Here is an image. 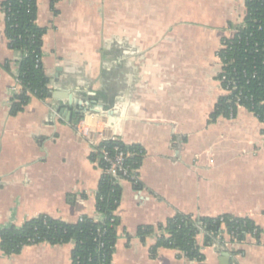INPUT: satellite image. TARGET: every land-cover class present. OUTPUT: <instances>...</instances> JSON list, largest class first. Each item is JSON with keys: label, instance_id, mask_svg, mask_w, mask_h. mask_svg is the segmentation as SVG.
I'll return each instance as SVG.
<instances>
[{"label": "crops", "instance_id": "crops-1", "mask_svg": "<svg viewBox=\"0 0 264 264\" xmlns=\"http://www.w3.org/2000/svg\"><path fill=\"white\" fill-rule=\"evenodd\" d=\"M244 1L37 0L47 87L73 100L31 98L14 117L11 89L20 54L8 48L0 14V228L41 215L68 224L82 216L102 219L95 207L102 171L76 133L85 119L144 151L139 188L119 183L111 264H230L228 252L203 247L202 235L196 238L200 262L169 249L152 257L158 234L141 241L137 230L176 213L231 215L264 227L262 126L244 110L207 124L222 97L220 40L243 18ZM79 108L86 111L82 118ZM72 249L44 243L18 255L0 251V264H70ZM237 250V264H264V235L259 244L247 238Z\"/></svg>", "mask_w": 264, "mask_h": 264}, {"label": "trees", "instance_id": "trees-1", "mask_svg": "<svg viewBox=\"0 0 264 264\" xmlns=\"http://www.w3.org/2000/svg\"><path fill=\"white\" fill-rule=\"evenodd\" d=\"M36 1L37 0H5L0 3V14L4 18V36L10 50L20 54L18 73L16 80L19 82L20 91L10 101L9 115L16 116L29 103L31 98L45 100L50 91L47 87L48 80L41 63L42 38L45 30L36 26ZM58 1V0H56ZM55 1V2H56ZM54 4V2H52ZM245 23L247 32L254 33V41L264 43V0H245ZM261 31L257 32V27ZM246 33V32H245ZM264 45V44H262ZM241 56V57H240ZM220 58L232 57L236 60L235 66L244 68L249 74L256 73L255 79L248 76V83L242 84L244 95L253 98L251 103H245L247 108H252L254 116L264 124V105L260 102L264 98V64L261 53L250 52L221 53ZM240 57V59H239ZM244 59V60H243ZM8 70V66L4 65ZM232 103H227V98H220L213 112L208 116L207 124H213L222 117L232 120L236 114L230 116ZM264 135V130H261ZM115 146L123 151H129L132 156L127 159L125 165L130 169H139L144 151L139 146H125L122 143H101L95 150L97 153L90 155V160L96 162L98 152L104 148L110 154ZM101 169L96 197V211L101 215L100 221H94L82 216L74 224H68L60 220L41 215L24 222L20 227L0 228V251L6 256L18 255L23 248L39 244L50 246L72 244L70 264H111L116 242V228L119 220L115 215L120 202L121 190L119 184L106 173V164L97 162ZM139 184L135 187L139 188ZM157 233L156 244L150 249V255L155 257L157 250L169 249L180 253V256L190 261H202L201 248L197 245L196 238L203 237V247H211L213 244L223 245L225 238L228 243L242 245L247 238H252L256 244L264 235V227L260 228L248 218H239L231 215L218 217H193L182 213H176L164 224L157 227H139L138 238L143 241L147 236ZM230 264H237L235 256L241 255V251H228Z\"/></svg>", "mask_w": 264, "mask_h": 264}, {"label": "built area", "instance_id": "built-area-1", "mask_svg": "<svg viewBox=\"0 0 264 264\" xmlns=\"http://www.w3.org/2000/svg\"><path fill=\"white\" fill-rule=\"evenodd\" d=\"M56 3V0H51ZM56 1V2H55ZM246 9L244 6L243 18L233 27H228L220 40L219 49L217 51V58L219 60V72L217 74V82L220 85L222 91L221 98H227V103H232L234 109H230V116L232 114H237L238 111L244 110L248 114L252 115L257 121L258 119L254 116L252 108H247L245 103H251L253 98L244 95L242 84L248 83V76L251 79H255L256 73L251 72L247 73L244 68H237L235 66V60L233 57L228 59L227 57L220 58L219 54L221 53H237L243 54L250 52L252 54L261 53V61L264 64V43H257L254 41V33L249 31L247 32V25L245 23ZM262 27H257V32L261 31ZM246 32V33H245ZM241 57V56H240ZM239 57V59H240ZM244 60V59H243ZM20 91L19 82L16 80V85L11 89L12 96L18 94ZM261 105H264L263 101L260 102ZM102 113V112H101ZM85 120V119H84ZM84 120L77 124L76 133L85 140L92 149V154L97 153L95 148L101 143H119L116 135L106 136L105 132L97 131L88 127L84 124ZM259 122V121H258ZM260 123V122H259ZM264 130V124L260 123ZM98 157L96 158V163L102 161L106 164V173L114 179L115 184H119L121 181L129 182L134 188L139 184L138 180V170H130L126 165L127 159L132 156V153L129 151H123L118 146H115L113 153L110 154L104 148L98 152ZM225 238V243L220 245L218 243L213 244L212 246L220 251H238L237 243H228V237L225 234L221 235ZM238 256V255H237ZM236 257V256H235Z\"/></svg>", "mask_w": 264, "mask_h": 264}, {"label": "water", "instance_id": "water-1", "mask_svg": "<svg viewBox=\"0 0 264 264\" xmlns=\"http://www.w3.org/2000/svg\"><path fill=\"white\" fill-rule=\"evenodd\" d=\"M48 98H49V99H53V100H55V101H67L69 105L72 103V100H73L72 95H70V94H68V93H66V92H58V91H55V92L49 94V95H48ZM79 109H80V108H79ZM84 112H86V111H84ZM84 112L82 111V109H80V110L77 112V114L82 118L83 115H84ZM95 112L98 113L99 111H95ZM100 112H101V111H100ZM61 115H63V117H64L67 121H69V118H70V116H71L70 112L67 111V110H64V109L61 111ZM226 256H228V255L226 254Z\"/></svg>", "mask_w": 264, "mask_h": 264}]
</instances>
